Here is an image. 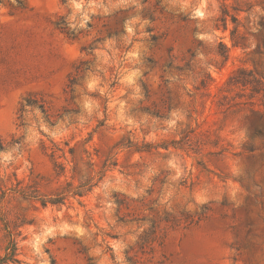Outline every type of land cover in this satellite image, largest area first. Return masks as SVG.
Returning <instances> with one entry per match:
<instances>
[{
	"label": "rangeland",
	"instance_id": "obj_1",
	"mask_svg": "<svg viewBox=\"0 0 264 264\" xmlns=\"http://www.w3.org/2000/svg\"><path fill=\"white\" fill-rule=\"evenodd\" d=\"M29 94L53 123L19 119ZM53 142L75 147L77 181L68 163L58 179ZM108 160L84 197L14 202L34 219L26 264H264V0H0V185L50 198Z\"/></svg>",
	"mask_w": 264,
	"mask_h": 264
},
{
	"label": "trees",
	"instance_id": "obj_2",
	"mask_svg": "<svg viewBox=\"0 0 264 264\" xmlns=\"http://www.w3.org/2000/svg\"><path fill=\"white\" fill-rule=\"evenodd\" d=\"M63 27H60L65 33L69 34L66 30L65 22ZM234 40V39H233ZM235 46L237 45L236 42ZM225 57V56H224ZM172 65V64H171ZM171 67V66H170ZM85 70H82L81 66L76 67L75 74L71 76L69 79L68 87L73 91V87L78 85V80L82 77ZM245 70H239L237 74L230 79V82H236V84H242V86L246 87L249 80H241L240 75L245 74ZM213 81L212 77L207 74L205 79L201 81L202 87H207L208 82ZM46 102L36 98L34 95L29 94L21 103L20 107V117L19 119L24 121V114L27 112L28 108L31 107H39L42 112L45 114L48 122H54L52 114L49 113L46 108ZM160 112H154L153 115L157 117H161L159 115ZM56 117L61 118V115ZM23 125V124H22ZM194 130H189L183 136L180 141H173L170 144H167L165 149L170 147V145H179L178 147L184 148L186 145L191 144V135L194 134ZM197 145L199 148L202 143ZM146 149L152 148L150 144L145 146ZM41 149L43 153L51 159V162L54 166L58 179L62 177H66L67 172V163L75 165L72 170L75 173L73 175V179L77 181V167H76V149L75 147H70L68 143H65L62 146L59 143L53 142L51 145H47L46 143H42ZM88 151H84V154L87 155ZM68 158L70 159L68 161ZM88 158V156H87ZM64 159L65 162L61 161ZM85 160V158L83 157ZM85 164L87 166L93 167L94 165L91 161H86ZM116 166V162H109V160L104 164L103 169L98 172V181L95 182V176L92 172L83 182L79 181V185L75 186L74 191V182H67L66 187H64L61 193H57L53 197L45 198L40 194L39 185L40 183L31 181L30 183L24 184L23 181L19 179H15V183L11 180L2 181L0 185V264H26L21 259V249L20 242L25 239L24 229L30 225L34 224V219L29 218L28 214L23 211L16 210V206L14 202L17 199H21L22 201L30 202L31 206L37 209V204L39 203L43 208L48 205L57 206L64 205L66 203L67 197L70 193H72L75 197H84L85 192H91L94 187L97 186L98 182H100L106 175L107 169ZM120 207L124 205L122 201L117 202ZM181 220L176 218L172 222L171 228L180 226ZM193 223L192 222H189ZM160 229L159 224L154 223L152 229L148 233H144L141 237V247L140 249L144 250L146 247L152 249V245L157 241V232Z\"/></svg>",
	"mask_w": 264,
	"mask_h": 264
}]
</instances>
